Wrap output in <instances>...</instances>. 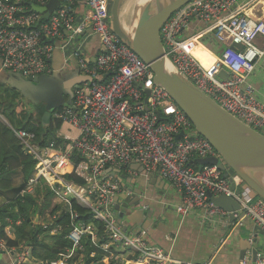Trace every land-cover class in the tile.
<instances>
[{"label":"built area","instance_id":"1","mask_svg":"<svg viewBox=\"0 0 264 264\" xmlns=\"http://www.w3.org/2000/svg\"><path fill=\"white\" fill-rule=\"evenodd\" d=\"M47 1L0 0L2 68L26 79L50 75L54 41L65 30L69 43L74 44L85 24L98 38L103 53L90 65L79 48L74 47L67 59L76 61L80 75L93 80L99 77L100 82L94 80L78 86L73 90L71 106L51 116L75 132L74 137L64 136L65 147L54 143L41 146L34 134L13 131L24 152L35 161L34 177L22 195L33 193L37 182L43 180L55 195V204L70 206L74 202L93 221L101 223L110 243L124 252L111 259L117 264L126 261L120 259L124 255L133 257L132 264H177L162 248L149 246L141 234L124 232L118 223L115 198L123 185L118 176L110 173L131 172L132 167L140 168L145 176L157 173L168 182L181 195L178 212L182 215L203 211L209 221L215 217L214 222H227L228 214L208 196L222 195L234 200L264 236V202L238 176L230 174L232 190L231 183L216 166H192L196 159L218 155L195 133L168 93L154 84L149 67L115 36L109 15L112 0H85L89 13L80 25L75 24L73 15L76 0H60L47 20L29 8L30 4L44 6ZM235 6L236 0H193L163 24L160 40L181 76L227 113L264 134V104L256 100L253 89L246 84L264 55L256 44L257 39L264 40V21L234 10ZM191 17L209 23L214 37L223 45L220 58L210 67H203L191 54L193 39L182 37ZM235 45H241V50L234 49ZM221 69L228 74L226 80L218 77ZM145 91H149L146 105ZM73 158L80 161L75 165ZM68 175L79 178L83 184L66 180ZM140 207L142 210V204ZM59 215L60 212L47 216L42 224L49 236L58 235L62 229L58 224L53 226ZM71 222L66 238L72 242V249L50 264H83L82 259H71L81 249L82 237L90 235L93 239L95 230L80 222L76 212H71ZM7 223L8 236L13 223ZM0 253L4 254L6 264H24L31 251L22 246L9 249L0 238ZM250 264H264V257L258 255Z\"/></svg>","mask_w":264,"mask_h":264},{"label":"crops","instance_id":"2","mask_svg":"<svg viewBox=\"0 0 264 264\" xmlns=\"http://www.w3.org/2000/svg\"><path fill=\"white\" fill-rule=\"evenodd\" d=\"M50 1L48 0L41 7H46ZM58 1L59 4L54 6V11L60 5V0ZM234 10H241L242 14L245 13L251 18L264 21V0H236ZM88 13L89 9L85 0H76L73 5L75 24L80 25L83 23ZM122 19L125 23L128 21L125 13L122 15ZM182 37L193 39L191 53L203 67L212 66L220 58L223 45L214 37L209 23L193 17L183 30ZM256 44L264 51L263 39H257ZM54 46L55 49L50 60L52 72L50 75L39 77L41 79H50L49 85H59L58 81L53 78V75L57 73L67 76L79 71L76 61L67 59L72 48L78 47L86 62L90 65H93L103 53V48L98 38L94 35L91 28L85 24L83 33L75 37L74 44L69 43V33L64 30L62 37L54 41ZM16 76L17 74L3 69L0 60V85L17 92H19L17 86L24 89L26 88L24 85H31ZM246 84L253 89L256 100L264 104V55L247 78ZM29 88L24 89V91L28 92ZM28 94L31 96L32 91ZM21 96L28 100L23 95ZM0 120L5 123L2 118ZM64 136L74 137L75 132L67 126H62L56 132V138L61 143V146L67 145V139ZM122 174L125 179H121L123 189L121 194L118 195L119 199L116 205L122 206L126 195L130 194L133 197V189L137 187L138 183L140 188H142V212L148 214L141 221L142 226L148 223V227L140 231V234L149 246L162 248L170 254L177 264H241L242 262L250 264L252 263L250 249L244 251V259H240L241 241L246 242L252 249H255L260 257H264V236L246 217L241 220L238 218L233 222L228 219L227 222L224 220L214 222L216 218L210 217L211 220L209 221L203 211H194L187 215H182L178 212V208L181 205V195L157 173L145 176L140 168L132 167L131 172H122ZM20 180V177H15L14 186H18ZM2 204L3 201L0 200V206ZM130 229L131 226L127 229L128 233H130ZM10 230L8 236L13 238L12 228ZM55 237L57 235L49 236L46 233V236H43V240L45 243L51 244ZM89 245L90 253H98L102 257L101 261L96 264H102L103 260H111L114 256L124 254L109 241L102 242L97 235L91 239ZM82 251V247L77 251L78 261L81 259L83 261L84 259ZM0 259L6 262V258L3 255H0ZM120 259L125 261L127 255L120 257ZM25 264L38 263L30 258L26 260Z\"/></svg>","mask_w":264,"mask_h":264},{"label":"water","instance_id":"3","mask_svg":"<svg viewBox=\"0 0 264 264\" xmlns=\"http://www.w3.org/2000/svg\"><path fill=\"white\" fill-rule=\"evenodd\" d=\"M191 1L193 0H151L147 5L141 6L136 16H132V19L125 23L122 19L124 0H112L109 11L112 31L120 42L126 45L149 67L153 73L154 84L168 93L177 107L191 122L195 133L208 142L217 153V158L196 159L198 165L216 166L223 172V178L229 183H231V173L238 176L264 202V135L227 113L181 76L167 58L162 47L160 40L161 27L176 11ZM58 4V0H51L46 7H37L31 4L30 9L40 14L42 20H47L54 11V6ZM190 19H193V17ZM233 48L241 50L242 46L235 45ZM67 76L61 73L53 75V78L58 81L62 95L68 98L67 102L63 100L64 97L60 98L59 107L63 108L71 106L72 91L78 86L91 83L94 80L100 82L99 77L93 80L89 76L80 75L79 71ZM16 77L31 84L24 85L26 88L30 87L29 90L36 88L32 90L31 96L33 97L36 93L39 96L37 85H49L51 82L50 79L39 77L26 79L18 74ZM218 77L226 80L228 74L224 69H221ZM24 89L17 86V90L26 97ZM144 93V104L146 105L149 91ZM53 109L45 108L41 118V122L45 126L50 123L51 110ZM145 111H148L147 107H145ZM156 115L159 117L158 112H156ZM181 136L182 133L177 138ZM110 174L113 176L120 175V172L114 171ZM121 179H125L123 175H120ZM231 189L234 190L232 183ZM133 193V197L130 194L126 195L124 204L122 206L116 205L114 210L118 213V223L122 226L124 232H127V229L131 226L130 233L140 234V231L148 227V223H145L144 226L141 225L142 219L148 214H144L140 207L142 188L138 183L137 187L133 189ZM208 196L215 206L228 214L227 219L229 221L233 222L238 218L241 220L245 217L234 200L222 195L214 197L208 194ZM118 199L119 197L115 198V203L118 202ZM240 244V259L243 260L244 251L250 249L252 262H255L258 256L257 251L244 241H241ZM0 264H5V262L0 259Z\"/></svg>","mask_w":264,"mask_h":264},{"label":"trees","instance_id":"4","mask_svg":"<svg viewBox=\"0 0 264 264\" xmlns=\"http://www.w3.org/2000/svg\"><path fill=\"white\" fill-rule=\"evenodd\" d=\"M34 108L36 106L17 91L0 85V117L5 121L3 123L0 120V200L3 201L0 206V238L9 249L28 246L33 261L38 264H50L72 249V242L66 238L73 223L71 212H76L79 215V221L83 224L92 225L102 242L109 240L104 234L102 224L93 221L90 214L77 207L74 202L70 206L55 204V195L43 180L37 182L33 193L22 195L28 182L34 177L35 161L24 152L13 131L23 130L34 134L37 143L41 146L50 143H54L55 146L61 145L56 138V132L62 128L63 124L51 118L49 125L45 126L41 122L45 110L38 111ZM61 110L62 107L51 110V116ZM79 161L78 158L72 159L75 165ZM192 166L197 167V162L193 161ZM120 175H123L122 172ZM15 177L21 179L18 186H14ZM65 179L83 184L79 178L72 175L66 176ZM58 212H60L59 219L53 226L58 224L62 226V229L53 243L47 244L42 239L46 236L42 224L47 221V216H53ZM8 220L13 223L11 226L13 238L7 236L5 232ZM17 221H21L20 225H15ZM90 242V235H84L80 242L83 250V264H96L102 258L98 253H90L88 249ZM76 258H78L77 253L71 261L73 262ZM132 259L133 257L129 256L122 264H132ZM103 261L102 264H117L113 260Z\"/></svg>","mask_w":264,"mask_h":264},{"label":"rangeland","instance_id":"5","mask_svg":"<svg viewBox=\"0 0 264 264\" xmlns=\"http://www.w3.org/2000/svg\"><path fill=\"white\" fill-rule=\"evenodd\" d=\"M140 8L141 3L139 2V0H124L123 2V14L125 13L129 21L132 19V16H136V13ZM35 89L32 88L28 90V92L24 93L26 95V98H28V101L36 106V108H34L35 110L41 111L45 110V108H58L60 106L59 102L61 97H64L63 100L67 102L68 98L62 95V91L59 85H37L39 96L36 93L34 95L35 98L33 96L29 97L28 93ZM18 93L22 95L20 92Z\"/></svg>","mask_w":264,"mask_h":264},{"label":"bare ground","instance_id":"6","mask_svg":"<svg viewBox=\"0 0 264 264\" xmlns=\"http://www.w3.org/2000/svg\"><path fill=\"white\" fill-rule=\"evenodd\" d=\"M151 0H139V2L141 3V6H145L147 5ZM192 54V53H191Z\"/></svg>","mask_w":264,"mask_h":264},{"label":"flooded vegetation","instance_id":"7","mask_svg":"<svg viewBox=\"0 0 264 264\" xmlns=\"http://www.w3.org/2000/svg\"><path fill=\"white\" fill-rule=\"evenodd\" d=\"M73 92V91H72ZM120 173H121V171H120ZM116 176H118L119 178H120V175H116ZM31 255V254H30ZM31 257H29V259H30ZM6 264V263H5ZM25 264V263H24Z\"/></svg>","mask_w":264,"mask_h":264},{"label":"clouds","instance_id":"8","mask_svg":"<svg viewBox=\"0 0 264 264\" xmlns=\"http://www.w3.org/2000/svg\"><path fill=\"white\" fill-rule=\"evenodd\" d=\"M63 108V107H62ZM22 247H25V246H22ZM3 254V253H2ZM3 256H4V254H3ZM6 263V262H5Z\"/></svg>","mask_w":264,"mask_h":264}]
</instances>
